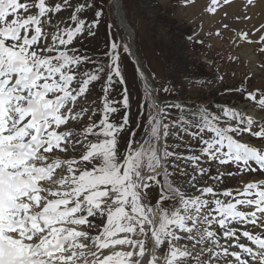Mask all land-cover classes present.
Instances as JSON below:
<instances>
[{
    "label": "snow or ice",
    "instance_id": "1",
    "mask_svg": "<svg viewBox=\"0 0 264 264\" xmlns=\"http://www.w3.org/2000/svg\"><path fill=\"white\" fill-rule=\"evenodd\" d=\"M204 11L255 20L234 39L264 54V0ZM104 16L101 0H0V264H264V86L161 100Z\"/></svg>",
    "mask_w": 264,
    "mask_h": 264
},
{
    "label": "rangeland",
    "instance_id": "2",
    "mask_svg": "<svg viewBox=\"0 0 264 264\" xmlns=\"http://www.w3.org/2000/svg\"><path fill=\"white\" fill-rule=\"evenodd\" d=\"M120 1L126 19L135 31L133 42L136 52L145 70L159 86L158 95L160 93L161 100L169 99L163 92L165 86H170L173 90L181 86V95L176 99L181 100L183 95L189 102L197 103L204 99L235 100L237 97L226 93L225 89L237 87L242 81L245 87L253 89L264 86V72L260 70V66L264 65V54L259 52V46L234 39V30H247L250 23H237L222 19L219 15L205 13L206 0H193V3L187 6L182 0ZM101 3L105 13L103 19L113 23V31H119L118 27L122 24L112 0H101ZM223 23H227L229 27L223 28ZM194 29L203 43L188 40L187 37ZM217 29L220 30L219 36L216 35ZM125 35L130 44L131 35L127 32ZM105 40L106 26L102 24L96 38L90 40L89 47L103 49ZM187 56H203L206 61L204 72L207 75L202 76L206 81L203 86L190 88L189 78L201 77L198 76L201 72L195 68V73L184 75L181 79L186 83L183 88L182 81L173 76L181 66V58ZM134 69V63L129 61L128 72L131 73ZM219 76H222L223 80H219ZM138 85L142 96L145 83L138 79ZM218 93H223V96H218ZM141 96H138V99Z\"/></svg>",
    "mask_w": 264,
    "mask_h": 264
},
{
    "label": "trees",
    "instance_id": "3",
    "mask_svg": "<svg viewBox=\"0 0 264 264\" xmlns=\"http://www.w3.org/2000/svg\"><path fill=\"white\" fill-rule=\"evenodd\" d=\"M116 22H117V19H116ZM181 59H182L181 63H180L181 66L179 67L178 72H174L173 76L175 77V79L177 78L176 80L182 81V88L186 86L185 85L186 83L183 80H181V79L183 77H185L186 75L190 76L192 74V72H194V68H195V70L201 72L198 76L202 77V76H206L207 75L206 72H204L205 71V67H204L205 65L204 64H205L206 61L203 59V56L202 57L201 56L200 57L199 56L198 57H196V56H187L186 58H181ZM155 85H156V88L159 90L158 85L156 83H155ZM180 87L174 89L175 92L179 93L178 98L181 95V92L179 91ZM159 96H160V93H159ZM176 98H177V96H174L172 99H176ZM182 99H184L183 95L181 97V100Z\"/></svg>",
    "mask_w": 264,
    "mask_h": 264
},
{
    "label": "water",
    "instance_id": "4",
    "mask_svg": "<svg viewBox=\"0 0 264 264\" xmlns=\"http://www.w3.org/2000/svg\"><path fill=\"white\" fill-rule=\"evenodd\" d=\"M118 1H119V5H118ZM112 2H113L114 6H115V9L117 11V16L119 18L120 23L126 25V32L131 34L132 50L134 51L135 56H136L137 60L139 61L140 71H143L144 72L145 77L147 78L148 85L150 87H153L154 88V85H153L150 77L148 76V74L146 73V71L144 70V68L141 66V62H140L139 56L136 53V46H135V44L133 42L134 35H135V31L132 28V26L128 23L127 19H126V16H125V13L123 11V8L121 7V5H122L120 3L121 1L120 0H112Z\"/></svg>",
    "mask_w": 264,
    "mask_h": 264
},
{
    "label": "bare ground",
    "instance_id": "5",
    "mask_svg": "<svg viewBox=\"0 0 264 264\" xmlns=\"http://www.w3.org/2000/svg\"><path fill=\"white\" fill-rule=\"evenodd\" d=\"M118 5H119V1H118ZM255 23V20H253L251 23H250V28L252 27V24ZM249 26V25H248Z\"/></svg>",
    "mask_w": 264,
    "mask_h": 264
}]
</instances>
